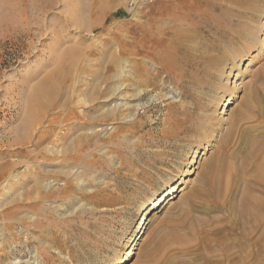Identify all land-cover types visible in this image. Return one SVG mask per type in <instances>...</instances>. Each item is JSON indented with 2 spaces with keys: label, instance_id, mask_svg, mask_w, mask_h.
Here are the masks:
<instances>
[{
  "label": "rangeland",
  "instance_id": "obj_1",
  "mask_svg": "<svg viewBox=\"0 0 264 264\" xmlns=\"http://www.w3.org/2000/svg\"><path fill=\"white\" fill-rule=\"evenodd\" d=\"M12 4L17 28L0 27V264H115L144 205L171 188L127 264L228 253L264 264V247H224L227 210L188 196L254 143L264 153V0Z\"/></svg>",
  "mask_w": 264,
  "mask_h": 264
},
{
  "label": "bare ground",
  "instance_id": "obj_2",
  "mask_svg": "<svg viewBox=\"0 0 264 264\" xmlns=\"http://www.w3.org/2000/svg\"><path fill=\"white\" fill-rule=\"evenodd\" d=\"M0 4L3 13V15L0 16V27L5 26L6 29L8 27L11 30L17 28L16 26H18L19 21L17 18L12 16V12L15 11L14 9L16 7L12 4V0H0ZM20 29H22L21 25H20ZM238 76L239 74L236 72L235 80H237ZM233 86H237L236 81H234ZM117 89H114V91L110 95L111 97L109 96L110 99L115 98L119 95V93H117L118 92ZM227 104L228 103L225 104V107L227 106ZM253 147H254L253 150L248 151L243 156H241L242 157V159H240L241 162L237 166H234L236 164L232 165L231 163L226 162L227 163L226 166L223 167V171H224L223 173L219 171L222 169L220 168L218 172L216 171L217 173L213 174L212 172L213 174L212 176H208V177L207 175L204 176L203 177L204 183L203 184L201 183L202 188L201 187L195 188L193 191L190 192V194L188 193L189 194L188 196H193V195L197 196L199 193L204 192L203 195L206 197V201H207L205 204H208L204 206V208L208 213L212 212L213 210H220V211L227 210V212L230 215L229 218L227 219V226L229 227L230 232L234 234V236H230V237L226 236L227 241L224 247H244V248L264 247V187L263 185H261L262 183H264V176H263L264 153L261 154V152H258V148H257L258 143L257 144L254 143ZM261 147L262 146H260L259 149ZM193 157L194 158L197 157V152L194 153ZM212 168H210V170ZM225 173H227V176L229 178L226 182L225 181L223 182L222 179ZM256 184L259 185L257 188L255 187ZM175 193L176 190L171 188L164 195H161L155 200L151 201L149 204L144 205V208L141 212V220L134 227L136 235L133 238L131 245L128 247V249L124 252L123 256H121L120 259L115 264H127L131 260L132 256L135 253L134 251L135 246L145 235L144 230L148 223V219H149L148 214L158 210L164 203V200L167 198H173L175 196ZM222 201L227 203V206L222 204ZM168 241H169L168 238H163L160 241L159 245L165 246ZM235 255H233L232 253H228L225 255L223 259L213 262V264H256L255 256L253 254L252 255L254 257L252 258L253 261L251 262L249 261L250 258H246V260L248 259L246 261L243 258L244 255L242 256L241 254H239L240 255V256L238 255L239 259H237L236 258L237 256ZM148 256L150 255H146V254L144 255V257H148ZM243 260L247 263L243 262Z\"/></svg>",
  "mask_w": 264,
  "mask_h": 264
}]
</instances>
